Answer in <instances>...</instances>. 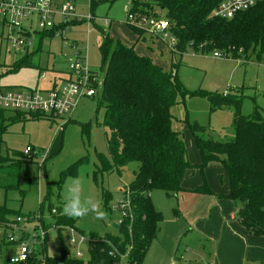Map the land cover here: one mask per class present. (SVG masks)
<instances>
[{"label": "rangeland", "instance_id": "1", "mask_svg": "<svg viewBox=\"0 0 264 264\" xmlns=\"http://www.w3.org/2000/svg\"><path fill=\"white\" fill-rule=\"evenodd\" d=\"M131 1L96 0L93 21L89 24L84 21L61 35L42 39L34 32L26 36V42L18 48L10 44L9 30L0 24V88L26 91L47 89L53 80L60 84L68 70L67 60L76 54L84 58L88 68L101 79L102 56L98 41L102 28L110 37L134 45L136 53L151 58L162 69H172L184 89L216 95L236 93L243 115L251 114L256 106L264 116V52L257 57L255 51L248 50L236 58L226 52L221 53L227 58H216L212 51L195 53L190 49L181 55L173 53L163 43L165 41L151 39L148 32L137 39L125 20L132 8ZM81 8L77 5V12L86 15L88 12ZM169 39L168 35L164 40ZM24 60H30L32 66L22 65L17 72L5 74L7 69ZM96 105L95 96L82 97L72 113L65 116L69 118L63 127H57L60 123L48 118L36 120L30 117L8 127L3 136L2 155L22 152L29 146L33 158L28 163H21L20 172L25 176L19 179L18 189H0V206L5 208L4 219L7 220L2 226L10 228L4 233L0 229V264H11L9 259L19 245L8 242L7 236L22 232L23 228L25 232L38 233L42 224L46 231L45 247L43 250L41 245L35 244L29 260L18 264H45V257L63 264L59 234L70 255L80 251L83 262L89 258L87 239L91 233L100 239L106 234L120 236L119 230L111 224L123 220L117 201L124 197L122 191L133 179L137 164H128L121 176L115 170L94 174L99 167L97 154L108 156V131L101 124L103 111L96 112ZM233 111L232 107L226 106L211 111L204 96L178 97L169 109L171 129L181 134L190 163L198 165L201 158L188 124L196 122L205 126L204 136L229 140L233 138ZM90 122L89 130L83 132L82 125ZM80 159L83 160L71 172ZM203 175L213 192L211 195L194 191L202 182L197 167L184 173L183 190L166 193L153 189L149 192L162 221L141 264H264V236H255L243 228L237 220L235 205L224 197L228 191V178L223 166L208 162ZM76 177L82 181L83 196H91L101 203L105 219H96L91 213L84 218H69L63 213L67 186ZM106 192L112 199L104 206L103 193ZM51 209H56V213L52 214ZM62 214L70 224L56 225L61 228L58 232L53 223L55 217ZM16 216H21L24 222H17ZM70 229L75 231L72 234L75 243L68 240ZM78 233L85 236V241L80 244ZM120 257L121 264H125L128 251Z\"/></svg>", "mask_w": 264, "mask_h": 264}, {"label": "trees", "instance_id": "2", "mask_svg": "<svg viewBox=\"0 0 264 264\" xmlns=\"http://www.w3.org/2000/svg\"><path fill=\"white\" fill-rule=\"evenodd\" d=\"M95 1L91 2L92 14ZM220 1L132 0L131 10L153 16L165 11L169 32L176 39L175 49L171 50L173 53L181 55L187 49L195 53L216 50L231 53L236 58L252 50L259 57L264 52V0L231 18L213 17L211 13ZM130 28L137 39L143 36V30ZM100 32L98 48L102 56V86L95 97L96 112L103 111L101 124L108 131V156L97 154L99 167L94 174L115 170L121 176L128 164H137L133 179L127 186L133 216L119 224L120 236L106 234L100 239L91 233L89 237L93 242L89 244V258L85 262L70 255L59 234L60 261L63 264H121L120 256L128 251L125 264H141L162 221L149 192L153 189L166 193L183 190L184 173L197 167L202 182L194 191L213 194L203 175L208 162H218L225 169L228 191L224 197L234 203L239 224L255 236H264V116L258 108L254 106L251 114L243 115L241 100L236 93L223 96L203 90L188 91L172 69H162L151 58L136 53L133 45L110 37L102 28ZM39 34L41 39L53 37L54 31ZM22 65L32 66L30 60L20 61L5 74L17 72ZM185 95L206 97L211 111L225 106L234 110L233 138L229 140L204 136L205 126L196 122L188 124L201 158L198 165L188 161L181 134L171 129L169 109L178 97ZM28 117L36 120L47 118L39 113L0 108V189L5 191L19 188V179L25 176L20 172L21 163L32 161L33 156L27 158L23 151L2 155L3 136L11 124L23 122ZM90 124L82 125L83 132L89 130ZM82 160L75 163L71 172ZM111 199L110 193H103L104 206ZM5 215V208L0 206V226L7 221ZM64 217L63 214L55 217L54 226L70 224ZM57 230L59 232L60 228ZM44 263L57 264V261L45 257Z\"/></svg>", "mask_w": 264, "mask_h": 264}, {"label": "built area", "instance_id": "3", "mask_svg": "<svg viewBox=\"0 0 264 264\" xmlns=\"http://www.w3.org/2000/svg\"><path fill=\"white\" fill-rule=\"evenodd\" d=\"M261 0H221L211 15L218 18H231L235 13L246 10L254 6ZM92 0H0V24L9 30L7 39L13 47L18 48L26 42V36L37 32L54 31V36L61 35L62 32L71 28L72 24L81 22L93 21V14L91 12ZM81 5V11L85 10L86 15H80L77 12L76 6ZM126 22L128 25L141 29L161 39H166L169 35L170 39L166 44L170 50L175 49L176 39L169 32V24L167 18L162 13L159 15H149L143 12L128 11L126 15ZM33 24L35 27L33 28ZM214 57H223L226 55L216 50L212 51ZM67 68L69 77L61 80L60 84L53 81L51 86L47 89H29L26 91L3 89L0 88V108L6 111H24L39 113L55 122H59L60 126L68 121L66 115H70L79 100L82 97L97 96L99 89L102 86L101 79L91 71L84 58L77 54L73 59L67 60ZM41 77H44L41 74ZM223 96L227 93H223ZM32 149L26 146L23 154L29 158L32 155ZM122 191V190H121ZM124 197L118 199L117 207L122 211L123 220L132 219V207L129 200V190L125 187L122 191ZM56 213L55 209L51 210ZM17 222H24L21 216H16ZM122 220V221H123ZM120 221L118 224H120ZM46 231L40 226L38 233L33 232H19L12 233L7 236L8 242H15L19 245L17 250L18 263L28 261L35 244H39L44 240ZM71 234L68 237L70 243H75V238L72 234L75 232L70 229ZM78 244L85 241V236L78 233ZM88 243L93 240L88 237ZM25 254L27 259H22ZM14 256V255H13ZM10 257L9 262H12ZM82 256L80 251H76L74 257ZM211 264V263H208Z\"/></svg>", "mask_w": 264, "mask_h": 264}, {"label": "clouds", "instance_id": "4", "mask_svg": "<svg viewBox=\"0 0 264 264\" xmlns=\"http://www.w3.org/2000/svg\"><path fill=\"white\" fill-rule=\"evenodd\" d=\"M63 213L69 218H84L90 213L94 214V217L99 220L106 218V213L97 199L91 196H83V184L78 177L72 178L67 186V197L63 206ZM22 259H27L25 254L22 255ZM11 264H18L16 253Z\"/></svg>", "mask_w": 264, "mask_h": 264}, {"label": "crops", "instance_id": "5", "mask_svg": "<svg viewBox=\"0 0 264 264\" xmlns=\"http://www.w3.org/2000/svg\"><path fill=\"white\" fill-rule=\"evenodd\" d=\"M70 29V28H69ZM68 29V30H69ZM144 33H145V31H144ZM144 33H143V35H144ZM150 34V33H149ZM152 34H150V36H151ZM45 37V36H44ZM48 37V36H47ZM143 37V36H142ZM153 38H155V39H158V40H160V41H165V42H163V43H166L167 42V40H163V39H161V38H159V37H157V36H154V35H152L151 36V39H153ZM100 41H101V38L99 39V41H98V45H99V43H100ZM129 45H131V44H129ZM134 46V45H133ZM135 50V49H134ZM153 61V60H152ZM154 62V61H153ZM155 63V62H154ZM156 64V63H155ZM68 69V68H67ZM69 76V71L68 70H66V75H65V77L63 78V79H61V80H64V79H66L67 77ZM53 81H55V80H53ZM56 82V81H55ZM56 123V122H55ZM190 170V169H189ZM183 180V179H182ZM182 184V183H181ZM208 184V183H207ZM209 186V185H208ZM211 195V194H210ZM234 204V203H233ZM27 223V222H26ZM40 226H42V228L44 227L42 224L40 225ZM120 226V225H119ZM56 228H58V227H56ZM0 229H2V231H3V233L7 230V229H5L3 226H0ZM61 229V228H60ZM23 231H24V228H23ZM22 231V232H23ZM19 232H21V231H16L15 233H19ZM46 233V232H45ZM45 238H46V235H45V237H44V240L41 242V243H39L38 245H42L43 243V245L45 246ZM18 250V249H17ZM32 252H33V249H32ZM16 253H17V251H16ZM33 254V253H32ZM73 256V255H72ZM79 259V258H78Z\"/></svg>", "mask_w": 264, "mask_h": 264}, {"label": "water", "instance_id": "6", "mask_svg": "<svg viewBox=\"0 0 264 264\" xmlns=\"http://www.w3.org/2000/svg\"><path fill=\"white\" fill-rule=\"evenodd\" d=\"M111 226H112L114 229H116V230H119V229H120L119 224L116 223V222L112 223Z\"/></svg>", "mask_w": 264, "mask_h": 264}]
</instances>
